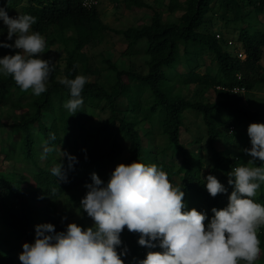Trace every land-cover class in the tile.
Instances as JSON below:
<instances>
[{"label":"trees","instance_id":"16d2710c","mask_svg":"<svg viewBox=\"0 0 264 264\" xmlns=\"http://www.w3.org/2000/svg\"><path fill=\"white\" fill-rule=\"evenodd\" d=\"M4 1L9 2L10 10H18V15L36 17L32 30L66 55L64 65L50 58L52 52L46 58L38 57L54 66L47 91L40 96L31 90L21 91L11 77L0 75V128H7L5 135L0 134V264H21L22 246L34 242L36 225L51 223L57 232L66 230L55 214L58 198L91 181L93 172L82 170L91 163L99 167L95 173L105 183L120 163H155L173 184L183 186L184 202H189L186 210L205 212L210 220L212 208L227 206L233 191L227 174L248 159L221 141L227 136L225 130L240 126L243 120L264 123V101L248 97L264 88V0H167V17L147 0H124L131 9L151 13L144 22L123 28L103 20L99 3L88 8L82 0H0V4ZM178 11L182 13L177 15ZM216 16L239 25L236 41L223 37L234 50L226 49L218 31L211 27ZM107 32L125 40L127 46L121 55L129 57L135 66L120 68L115 58L104 56L107 68L102 69L95 56L83 50L86 44L102 42ZM4 42L13 44L7 33ZM6 49L11 51L8 55L15 54L14 48ZM238 49L246 53L244 59L238 56ZM205 54L216 63V74L201 73L193 65L185 75L178 71L181 63ZM76 75L86 76L87 83L82 108L70 116L63 106L70 92L59 79H74ZM195 82L215 86L217 101H193L177 89L178 83ZM220 84L227 89L217 88ZM237 85L244 91L235 92ZM4 103L9 105L7 110H2ZM188 110L201 115L206 125L210 165L206 166L200 154L196 167L191 158L195 152L182 141ZM6 116L14 119L5 120ZM144 121L158 126L166 137L164 151L172 150L167 163H159L155 152L146 154L139 128ZM50 133L55 134V140L49 138ZM145 134L153 139V128H147ZM46 143L77 158L74 170H67L66 157L62 160L68 182H58L51 175L50 169L61 154L53 151L42 158ZM175 156L182 157L181 164L176 163ZM209 174L224 184L226 193L210 196L204 179ZM254 199L264 205V184ZM120 238L117 251L127 249L121 257L125 264H137L148 251H162L158 246H140L139 234L127 228ZM258 238L264 251V227L258 231Z\"/></svg>","mask_w":264,"mask_h":264},{"label":"clouds","instance_id":"9594fccd","mask_svg":"<svg viewBox=\"0 0 264 264\" xmlns=\"http://www.w3.org/2000/svg\"><path fill=\"white\" fill-rule=\"evenodd\" d=\"M0 21L7 27V39L15 37L14 44L0 41V48L19 50L0 58V75L11 77L21 91L31 90L40 96L47 91L54 66L50 60L38 58L45 53L47 42L32 30L37 18L30 14L13 18L0 7ZM59 83L70 92L63 106L73 116L83 106L87 77H63ZM247 135L251 147L243 151L250 159L228 172L233 191L226 207L211 209L210 220L205 212L186 210L183 186L173 184L157 164L120 163L106 183L93 172L92 182L85 185L80 209L93 225L83 228L69 223L59 232L51 223L36 225L34 242L22 246L21 264H125L121 257L127 249L117 251L125 228L139 234L140 246L162 250L148 251L137 264H255L261 254L258 231L264 227V205L254 199L264 184V123H250ZM49 138L55 140V134L50 133ZM43 151L42 158L60 152L61 159L50 169L51 175L58 182H68L67 170H74L77 158L47 143ZM204 179L210 196L227 192L214 175Z\"/></svg>","mask_w":264,"mask_h":264},{"label":"rangeland","instance_id":"374dc122","mask_svg":"<svg viewBox=\"0 0 264 264\" xmlns=\"http://www.w3.org/2000/svg\"><path fill=\"white\" fill-rule=\"evenodd\" d=\"M151 3L156 9L160 10L165 17L169 16L168 6L166 4L167 0H147ZM99 9L101 11V16L103 20L116 28L127 27L132 24H139L144 22L148 16L150 15V10H144L143 12L134 10L129 8L124 0H99ZM0 7H3L7 14L10 17L18 16V10H10L9 2L4 1L0 4ZM182 12H176L177 15H180ZM214 21L212 23V28L214 31H218L221 33V42L225 44L226 49L234 50V47L228 46L223 40V37L232 38L236 41L239 36V25L232 22H227L221 16H216L213 18ZM0 41H5V35L7 33V27L3 24V21H0ZM15 37H13L12 42L14 44ZM127 46L125 40L119 35L107 32L105 36H103V41H96L94 45L86 44L83 48L84 51H88L95 56L96 61L101 66L102 69L107 68V64L104 62L103 57L108 56L111 58H115L120 68H132L135 66V62L131 61L129 57L121 55V51L125 49ZM237 49V48H236ZM241 50V49H238ZM19 51L17 49H13L12 52L16 54ZM236 51V50H235ZM52 52L51 59L55 62H60L61 65H64V57L66 55L63 49H58L56 44L47 43V47L45 49V53L41 54L43 58H46L48 53ZM11 53L10 49H2L0 51V58L4 55H8ZM58 54V55H57ZM60 59V60H59ZM195 66L196 70H200L201 73H209L210 75L216 74V63L212 60L211 55L205 54L201 59H191L190 62H183L179 65L178 71L182 74H186L190 71V66ZM93 79V77H91ZM178 90L184 91L188 97L193 101H204V102H215L218 99L217 91L215 90V86H209L203 83H187L183 85V83H178ZM253 98L254 100L264 101V88L260 90H255L252 94H248V97ZM8 104L4 103L2 105V110L8 109ZM184 124L185 127L182 132V141L189 149H192L195 153L191 154V158L194 161V165L198 163L199 155H203V160L207 165L212 163L211 160V152L208 147V135L206 131V125L203 122L201 115L197 114L193 110H188ZM195 112L196 114H194ZM5 120L7 119L4 118ZM14 119L13 116L8 117V121H12ZM250 123L246 120H243V123L240 126H235L234 129L232 126L230 127V131L225 130L227 136L222 138L221 141L224 144H227L231 147L232 152L245 155L246 159H250L247 156L243 149L250 148V138L247 135V128ZM140 130L142 131L144 137V145L146 154L155 152L157 154V161L160 162H168L170 157L172 156V150H169L165 153L164 149L166 146V137L163 135L161 129L156 125H151L149 122L144 121L139 125ZM147 128H153V139L150 138L149 135L145 134V130ZM233 129V130H232ZM231 130L233 132H231ZM7 128H0V134L5 135ZM221 144V143H220ZM128 157L127 152L124 155V159ZM176 163L179 165L182 163V157L175 156L174 157ZM12 163H8V166H11ZM99 167L94 164H89L84 166L82 170L88 172H96ZM101 179L102 177L99 176ZM178 178V177H177ZM103 180V179H102ZM179 180V178H178ZM92 181L88 182L91 183ZM87 183V184H88ZM86 184L77 187L74 190L65 192L58 198V204L56 207L55 214L59 217L63 224L67 227L69 223H76L83 228L91 227L93 225V221L90 217L87 216L86 213L80 209V201L85 196L87 192ZM259 193V191L257 192ZM189 202L186 204L188 205ZM264 251L261 250L260 257L257 259L256 264H264ZM243 264V262H241Z\"/></svg>","mask_w":264,"mask_h":264},{"label":"built area","instance_id":"2783aa9c","mask_svg":"<svg viewBox=\"0 0 264 264\" xmlns=\"http://www.w3.org/2000/svg\"><path fill=\"white\" fill-rule=\"evenodd\" d=\"M82 3H83L84 6H86L88 8H92L93 6H95V5H97L99 3V0H82ZM221 36H222L221 33L218 32L217 33V37L220 38ZM232 41L233 40L231 39L230 43H232ZM237 53H238V56L243 58V59L246 57V53L243 50H238ZM217 88H219V89H227V87L223 86L222 84L217 85ZM233 90L235 92H243L244 91V87H241V86L237 85V86L233 87ZM232 128L234 129V126H232Z\"/></svg>","mask_w":264,"mask_h":264}]
</instances>
